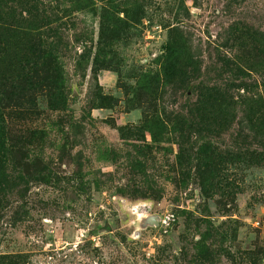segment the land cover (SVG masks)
<instances>
[{"label": "rangeland", "instance_id": "rangeland-1", "mask_svg": "<svg viewBox=\"0 0 264 264\" xmlns=\"http://www.w3.org/2000/svg\"><path fill=\"white\" fill-rule=\"evenodd\" d=\"M104 11L124 19L112 21L119 40L111 46L99 39ZM0 23L11 28L8 37L31 45L30 83L54 82L57 74L61 83L58 109L43 88L36 111L17 115L9 102L17 75L0 65V97L8 100L2 115L13 138L0 155V263L264 264V161L240 112L210 140L211 150L247 147L255 155L221 165L215 178L199 177L197 137L180 163L171 132L143 158L141 143L119 133L150 117L153 107L136 88L141 75L159 72L177 23L206 84L228 79L219 55L242 67L264 61V0H0ZM260 65L248 82L262 96ZM184 101L168 91L159 106L166 117L187 116ZM168 213L174 222L166 233L141 227L143 217Z\"/></svg>", "mask_w": 264, "mask_h": 264}, {"label": "trees", "instance_id": "trees-1", "mask_svg": "<svg viewBox=\"0 0 264 264\" xmlns=\"http://www.w3.org/2000/svg\"><path fill=\"white\" fill-rule=\"evenodd\" d=\"M125 14L127 16V13ZM113 19L124 24V19L114 18L107 11H104L100 17L99 39L101 44L111 46L119 40L118 30L112 27ZM179 25L180 23H177L170 32V39L164 48L159 72L150 76L141 75L142 79L138 88H136L137 94L145 95L144 102L147 101L148 106L150 107L151 104V107H153L152 112L148 115L150 117L139 126L120 128V136L123 139L130 138L134 142L141 143L139 146H135L137 147V153L143 158L145 150L151 151L155 149L154 146L167 141L168 139L164 140V136L166 134L170 136L171 132L176 138L179 149L177 160L180 163L183 160V153L194 152L191 146L192 137H197L202 141L199 146L200 149H198L197 167L200 170H198L200 173V176H198L201 179L204 178L205 173H210L215 178L221 165L229 162L232 164L241 161L249 162L255 155L247 147L237 148L235 153L228 152L219 155H215V152L211 150L212 143L210 140L217 138L220 129L226 130L232 126L240 112L242 120L239 124L248 125L250 130L256 133L254 135L256 136L255 140H259L260 149H262L257 158L258 161H264V84L262 85L263 95L261 96L257 90L250 91L249 88L252 84L248 82L249 74L261 72L262 65L260 64H264V61L259 62L257 65H249L248 63L245 67H242L238 61L234 63L230 58L219 55L220 72H226L228 79L221 85L206 84L200 80L201 61L192 54L188 36L183 32V27H179ZM10 30L11 28L0 23V65L6 67L7 70L9 68V74L16 73L17 75L15 80L9 82L13 89L9 100L14 104L13 112L25 116L36 111L34 110L37 100L35 94L36 91L43 88L45 91L48 90L46 95L49 94V98L53 97L49 102V107L58 109L61 102L59 94L61 91L58 90L61 83L57 81L58 74L54 82L45 79L43 84L40 81L30 83L27 71L29 70L28 59L30 60V55H32L31 45L29 43L20 45L19 42L8 37V34L12 33ZM21 60H26L28 66L22 65ZM13 61L17 63V66ZM55 70L56 68L53 71ZM7 80L3 79V82H7ZM49 82L53 84L51 87ZM193 82H196V84L192 85ZM190 89L191 93L188 94ZM240 90H243L245 95L241 96L240 99H236L234 93ZM33 91L35 92L31 95L30 93ZM168 91L175 94L181 93L185 96L182 108L186 110L187 116H182L174 111L173 114L170 113L169 117L165 116L164 108L161 109L159 102L163 101V97ZM190 94L195 95L193 102L190 101ZM99 100L105 101L107 99L101 98ZM6 101H8L6 96L0 97V155H4L5 141L11 142L13 140V138L6 135L8 127L5 126L2 115L5 111L4 103ZM23 102H27L29 107L24 106ZM154 127L159 130L158 135L155 134ZM146 135L150 138L149 143L146 141ZM3 171L4 165L2 159H0V183L5 178Z\"/></svg>", "mask_w": 264, "mask_h": 264}, {"label": "built area", "instance_id": "built-area-1", "mask_svg": "<svg viewBox=\"0 0 264 264\" xmlns=\"http://www.w3.org/2000/svg\"><path fill=\"white\" fill-rule=\"evenodd\" d=\"M174 222V216L171 213L159 217L158 226L166 233Z\"/></svg>", "mask_w": 264, "mask_h": 264}, {"label": "water", "instance_id": "water-1", "mask_svg": "<svg viewBox=\"0 0 264 264\" xmlns=\"http://www.w3.org/2000/svg\"><path fill=\"white\" fill-rule=\"evenodd\" d=\"M158 221H159V217L157 216H145L142 218L141 221V227L144 228L146 226H150V227H157L158 226Z\"/></svg>", "mask_w": 264, "mask_h": 264}, {"label": "flooded vegetation", "instance_id": "flooded-vegetation-1", "mask_svg": "<svg viewBox=\"0 0 264 264\" xmlns=\"http://www.w3.org/2000/svg\"><path fill=\"white\" fill-rule=\"evenodd\" d=\"M149 211V210H148Z\"/></svg>", "mask_w": 264, "mask_h": 264}]
</instances>
